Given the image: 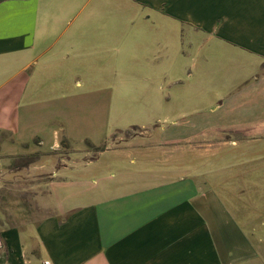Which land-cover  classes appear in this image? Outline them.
<instances>
[{"label": "crops", "instance_id": "0c3cea01", "mask_svg": "<svg viewBox=\"0 0 264 264\" xmlns=\"http://www.w3.org/2000/svg\"><path fill=\"white\" fill-rule=\"evenodd\" d=\"M127 37L139 73L168 80L176 58L197 74L233 67L237 84L264 75V0L0 2V264H264L199 136L143 125L94 158L48 141L61 101L92 104L69 91L124 73Z\"/></svg>", "mask_w": 264, "mask_h": 264}, {"label": "rangeland", "instance_id": "374dc122", "mask_svg": "<svg viewBox=\"0 0 264 264\" xmlns=\"http://www.w3.org/2000/svg\"><path fill=\"white\" fill-rule=\"evenodd\" d=\"M126 17L136 22V11ZM135 35V26L126 28V36ZM178 41L173 36L174 46ZM134 42L127 37L123 45L124 73H95L90 76L91 90L68 92L75 93L76 98L87 94L92 104L61 101L48 141L53 139L59 144L61 155L69 148L85 147L91 149L90 157L94 158L100 150L118 143L123 132L143 125L152 126L159 137L163 130L178 129L197 135L196 140L210 143L211 153L203 163L215 160V165L207 168L215 173L207 175V179L218 184L238 221L252 233L254 242L259 243L260 238L264 242V75L256 76L247 84H237L240 71L233 67L218 65L216 72L206 70L197 74L195 70L176 68L174 58L172 74L166 80L148 70L136 72ZM133 64L135 67L127 69ZM142 64L148 67L145 61ZM103 79L107 80L106 84ZM232 81L234 85H226ZM152 82H156L157 89L163 85L164 90H150ZM97 100L102 106H96ZM184 158L187 165H196L192 155ZM84 170L78 169L77 175L84 174Z\"/></svg>", "mask_w": 264, "mask_h": 264}, {"label": "trees", "instance_id": "16d2710c", "mask_svg": "<svg viewBox=\"0 0 264 264\" xmlns=\"http://www.w3.org/2000/svg\"><path fill=\"white\" fill-rule=\"evenodd\" d=\"M2 1H5V0H0V2H2Z\"/></svg>", "mask_w": 264, "mask_h": 264}]
</instances>
